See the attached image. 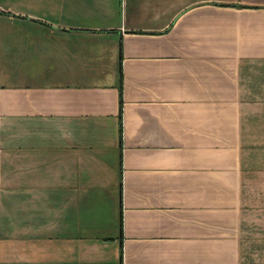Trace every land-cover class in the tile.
<instances>
[{
    "label": "crops",
    "instance_id": "crops-1",
    "mask_svg": "<svg viewBox=\"0 0 264 264\" xmlns=\"http://www.w3.org/2000/svg\"><path fill=\"white\" fill-rule=\"evenodd\" d=\"M0 264H264V0H0Z\"/></svg>",
    "mask_w": 264,
    "mask_h": 264
},
{
    "label": "trees",
    "instance_id": "trees-1",
    "mask_svg": "<svg viewBox=\"0 0 264 264\" xmlns=\"http://www.w3.org/2000/svg\"><path fill=\"white\" fill-rule=\"evenodd\" d=\"M121 87V86H120ZM120 90H121V88H120Z\"/></svg>",
    "mask_w": 264,
    "mask_h": 264
}]
</instances>
